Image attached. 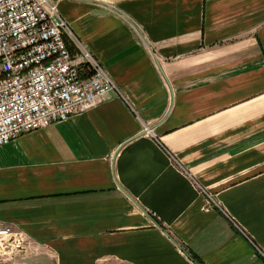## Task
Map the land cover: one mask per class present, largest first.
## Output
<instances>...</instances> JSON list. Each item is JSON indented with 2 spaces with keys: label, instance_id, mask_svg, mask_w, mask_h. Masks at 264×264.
Listing matches in <instances>:
<instances>
[{
  "label": "crops",
  "instance_id": "0c3cea01",
  "mask_svg": "<svg viewBox=\"0 0 264 264\" xmlns=\"http://www.w3.org/2000/svg\"><path fill=\"white\" fill-rule=\"evenodd\" d=\"M111 5L57 1L117 91L0 147V264H264V0Z\"/></svg>",
  "mask_w": 264,
  "mask_h": 264
},
{
  "label": "built area",
  "instance_id": "2783aa9c",
  "mask_svg": "<svg viewBox=\"0 0 264 264\" xmlns=\"http://www.w3.org/2000/svg\"><path fill=\"white\" fill-rule=\"evenodd\" d=\"M57 1L0 0V147L83 113L117 91ZM195 186L207 208H219L211 193ZM24 244V236L0 222V260L23 252Z\"/></svg>",
  "mask_w": 264,
  "mask_h": 264
},
{
  "label": "rangeland",
  "instance_id": "374dc122",
  "mask_svg": "<svg viewBox=\"0 0 264 264\" xmlns=\"http://www.w3.org/2000/svg\"><path fill=\"white\" fill-rule=\"evenodd\" d=\"M93 1L105 2V3H108L111 5V4H116L119 0H93ZM27 254H28V252L26 250H24L23 252L18 253L16 256H18V255L25 256ZM16 256H14V257H16Z\"/></svg>",
  "mask_w": 264,
  "mask_h": 264
},
{
  "label": "water",
  "instance_id": "95a60500",
  "mask_svg": "<svg viewBox=\"0 0 264 264\" xmlns=\"http://www.w3.org/2000/svg\"><path fill=\"white\" fill-rule=\"evenodd\" d=\"M89 1H92V2H95V3H98V4H101V5H103V6L107 7V8H109V9H112V10H114V11H117V9H116L114 6H112V5L108 4V3H105V2H99V1H93V0H89Z\"/></svg>",
  "mask_w": 264,
  "mask_h": 264
}]
</instances>
